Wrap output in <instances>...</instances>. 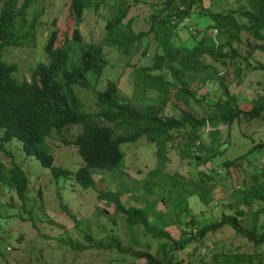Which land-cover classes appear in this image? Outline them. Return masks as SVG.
I'll list each match as a JSON object with an SVG mask.
<instances>
[{
    "label": "trees",
    "instance_id": "16d2710c",
    "mask_svg": "<svg viewBox=\"0 0 264 264\" xmlns=\"http://www.w3.org/2000/svg\"><path fill=\"white\" fill-rule=\"evenodd\" d=\"M33 1L0 0V151L6 142L15 138L23 152L36 157L52 176L72 175L82 187L94 184L91 168L113 169L110 175L116 187L99 190L97 196L109 201L114 210L123 215L129 231L140 225L144 234L158 240L154 253L160 249L159 257L148 250L147 241L142 250L133 253L142 257L145 264H171L173 252L183 250L189 242L202 241L207 231L224 224L253 243L263 241L264 221L258 219L264 216V161L257 171L246 178L240 177L232 186L234 200L228 202L229 206H234L231 213L199 226L195 233L183 230L178 237L171 236L166 226L191 220L190 196H196L200 204H211L212 184L207 181L213 174L198 170L199 177L193 178L168 171L165 162L170 148L179 159L205 163L217 152L219 124L229 127L240 118H264V94L250 99L247 107L240 106L236 95L223 81L220 69L230 65L237 82L244 69L264 71V0H223L220 5L219 0H155L150 3L147 28L137 31L132 28L130 17L124 19L135 0H67V14L74 24L70 37L57 45V28L48 29L42 44L46 61L36 60L29 68L28 78L18 79L16 63L7 61L2 51L7 45L34 41L36 14H26V8ZM100 7L106 11L103 34L98 41L87 42L78 24L87 9L98 12ZM190 18H194V25H188ZM178 29L185 31V39L179 38ZM242 31L247 33L243 39ZM148 37L154 43L149 61L134 64L130 69L131 98L119 95L117 77H107L102 88H95L107 65L103 45L112 46L129 57L139 51L142 44L140 51L144 54ZM243 40L248 46L247 57L254 58V53L261 52V60L254 59L255 63H250L239 52L236 45ZM194 81L198 87L217 81L221 95L210 106H204L192 86ZM73 83L94 90L93 103L97 109H84ZM191 99L203 107L201 114L192 109ZM176 101L182 105L179 115L164 114L166 103L176 107L179 105ZM70 124H80V129L67 140L82 160L75 169L55 164L46 142L52 131ZM139 136L153 142L154 164L139 179L127 181L116 170L124 155L120 143L134 141ZM261 148L264 150V141L253 142L246 150L220 164L229 173L230 166L235 169L240 159ZM0 182L12 187L22 198L28 178L18 164L6 165L0 160ZM123 192L137 204L125 205L120 200ZM158 202L163 204L162 209L156 206ZM252 203L256 205L252 207ZM240 204H245L246 208H241ZM247 209L251 214L248 226L240 222L246 217ZM106 237L92 241L90 233H85L86 243L70 240L65 243L77 249L97 247L125 251L117 235ZM130 238L136 243L132 236ZM196 247L193 245L192 251L185 252L194 260L192 264H196V258H190ZM199 253L202 252L199 250ZM182 259L178 257L176 264H182ZM242 259L253 264L252 254L241 252L226 256L224 262L239 264ZM184 261L190 264L188 259Z\"/></svg>",
    "mask_w": 264,
    "mask_h": 264
},
{
    "label": "rangeland",
    "instance_id": "374dc122",
    "mask_svg": "<svg viewBox=\"0 0 264 264\" xmlns=\"http://www.w3.org/2000/svg\"><path fill=\"white\" fill-rule=\"evenodd\" d=\"M129 1L132 2V0ZM153 1L155 0H135L129 6L124 19L130 17L132 28L135 31L147 28V15L151 12L150 3ZM204 1L208 2V0ZM222 3L223 0H219L218 4ZM26 14L28 16L36 14L34 41H25L21 45H7L2 51L7 61L16 63L15 76L18 79L28 78L29 68L36 60L46 61L42 44L48 29L57 28L55 43L60 45L65 37H70L74 26L67 14V0H34L26 8ZM105 18L106 11L103 7H100L98 12L87 9L78 24L82 38L87 42L98 41L104 31ZM51 19L54 23H51ZM187 22L190 26L195 24L194 18L188 19ZM178 36L182 40L185 39V31L178 29ZM240 36L243 39L247 33L242 31ZM247 38L251 40L250 36ZM153 44L152 39L148 37L144 54L140 51L144 45L142 44L140 50L129 57L121 54L112 46L103 45L102 50L106 54L107 65L100 74L95 88L97 86L102 88L107 77H117L119 95L131 98L133 84L130 69L134 64L149 61ZM236 47L247 57L248 46L245 40ZM247 58L250 63L254 64V59H262V53L256 52L254 58L251 56ZM220 69H222L223 81L228 90L236 95L240 106L247 107L250 99L258 94H264L263 70L244 69L241 80L237 82L230 65L225 68L220 67ZM192 86L197 89L204 106H210L221 95V87L217 81L206 86L200 85V87L194 81ZM73 87L79 94L84 109L90 111L97 109L93 103V89H83L75 83ZM176 102L179 103L176 107L167 102L163 107V113L178 116L182 105L179 101ZM190 105L196 114L203 112V107L197 100L191 99ZM79 129L80 124H70L59 131H52L47 136L46 142L55 164L75 169L82 163L75 147L67 142ZM218 133L219 137L215 144L217 152L205 163L196 164L193 159H179L173 153L174 151L170 148L167 150L168 159L165 162V168L168 171H177L193 178L199 177L198 170H206L213 174V178L207 181L212 184L209 194L214 199L211 204H200L196 196H190L188 201L192 213L191 220L177 221L166 226L173 237L182 235L183 230L195 233L199 226L219 219L222 214L231 213L234 206H229L228 202L234 200L231 195L232 186L240 181V177L246 178L257 171L264 161V150L261 148L240 159L235 169L230 166L229 173L220 164L224 159L243 152L253 142L264 141V118L255 117L250 120L240 118L231 123L229 127L219 124ZM120 147L124 155L121 165L116 170L127 181H132L133 178L139 179L146 169L154 164V144L144 137L139 136L134 141L122 142ZM0 160L6 165L18 164L28 178L22 198L17 196L12 187L0 182V264H145L142 257L133 254L145 247V241L149 244L148 250L156 257L160 256V249L154 253L158 240L144 234L140 225H135L129 231L125 226L123 215L115 211L109 201L97 196L99 190L105 188L113 190L116 187V181L110 175L113 169L112 171L91 168L94 184L82 187L72 175L52 176L49 169L43 166L36 157L23 152L20 142L15 138L5 143L0 151ZM101 176L103 179H100ZM120 200L125 205L137 204V201L128 197L127 192L120 195ZM240 205L241 208H246L245 204ZM251 205L254 207L256 204ZM156 206L163 208L161 202H158ZM250 216L249 209H247L246 217H242L243 220L240 222L248 226ZM258 221H264V216L260 215ZM85 233H90L92 241L105 240L108 234L109 236L115 234L125 251L118 252L110 248L97 247L77 249L65 243V240L86 243ZM130 236L136 240V243ZM201 240L189 242L183 250L173 252L171 264H176L175 261L181 256L182 264L186 263L185 259L192 264L194 260H190L185 252L192 251L193 245L197 247L190 258H196V264H225L226 256L234 252L252 254L253 264H264V240L253 243L227 224L207 231ZM199 250L202 253H199ZM239 264L251 263H248L247 259H242Z\"/></svg>",
    "mask_w": 264,
    "mask_h": 264
},
{
    "label": "clouds",
    "instance_id": "9594fccd",
    "mask_svg": "<svg viewBox=\"0 0 264 264\" xmlns=\"http://www.w3.org/2000/svg\"><path fill=\"white\" fill-rule=\"evenodd\" d=\"M42 61V60H41Z\"/></svg>",
    "mask_w": 264,
    "mask_h": 264
}]
</instances>
